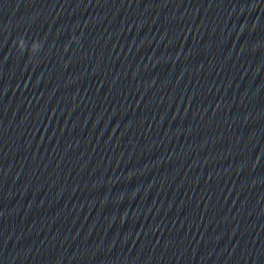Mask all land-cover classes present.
<instances>
[{
  "label": "clouds",
  "instance_id": "obj_1",
  "mask_svg": "<svg viewBox=\"0 0 264 264\" xmlns=\"http://www.w3.org/2000/svg\"><path fill=\"white\" fill-rule=\"evenodd\" d=\"M14 44L16 45L18 51L23 54L25 52V50H29L31 55L33 57H35L41 50L42 48V43L40 41H34L30 48L28 46V42L27 40L21 36V37H18L15 41H14Z\"/></svg>",
  "mask_w": 264,
  "mask_h": 264
}]
</instances>
